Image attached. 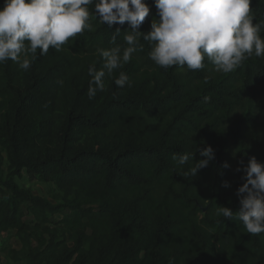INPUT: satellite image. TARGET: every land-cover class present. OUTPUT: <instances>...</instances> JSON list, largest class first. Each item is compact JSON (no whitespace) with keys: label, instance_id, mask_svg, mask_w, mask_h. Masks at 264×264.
Returning <instances> with one entry per match:
<instances>
[{"label":"trees","instance_id":"16d2710c","mask_svg":"<svg viewBox=\"0 0 264 264\" xmlns=\"http://www.w3.org/2000/svg\"><path fill=\"white\" fill-rule=\"evenodd\" d=\"M144 2L138 31L147 33L159 17ZM94 7L93 31L38 50L29 70L0 63V234L15 229L20 244L3 240L0 253L15 264H264V233L217 215L240 207L241 162L264 163V58L230 73L207 59L200 70L164 69L141 35L142 50L89 99L88 68L103 66L97 49L127 47L129 30L100 23ZM250 8L264 22V0ZM121 71L131 87L115 84ZM207 146L215 159L192 177ZM193 153L183 166L172 159ZM26 172L49 184L47 195L23 184Z\"/></svg>","mask_w":264,"mask_h":264},{"label":"clouds","instance_id":"9594fccd","mask_svg":"<svg viewBox=\"0 0 264 264\" xmlns=\"http://www.w3.org/2000/svg\"><path fill=\"white\" fill-rule=\"evenodd\" d=\"M154 2L159 19H153L151 30L144 33L138 31L150 13L144 0H5L0 8V63L11 60L21 70H29L38 50L41 56L47 55L50 47L60 51L70 38L86 30L93 31L89 11V5L93 4L100 23L110 28L127 22L129 30L124 35L127 47L97 49L103 66L100 70L95 64L88 68L91 77L87 90L89 99L105 90L106 74L111 76L114 70L131 61L133 53L142 50L141 35L152 45L148 53L151 61L164 69L186 66L189 70H200L207 59L217 71L230 73L250 57L264 58V39L260 35L264 22H253L251 0ZM114 33L112 43L121 33L120 28ZM115 84L121 88L132 86L123 71ZM198 152L201 159L189 169L192 177L215 159L211 146L198 149ZM193 155L173 154L172 159L183 166L192 161ZM229 167L227 162L223 164V168ZM236 171L244 173L241 177L244 183L236 192L240 207L233 212L222 206L217 209V215L242 222L251 235L264 233V163L252 156L246 165L241 162ZM223 187L228 188L230 184L225 181Z\"/></svg>","mask_w":264,"mask_h":264},{"label":"rangeland","instance_id":"374dc122","mask_svg":"<svg viewBox=\"0 0 264 264\" xmlns=\"http://www.w3.org/2000/svg\"><path fill=\"white\" fill-rule=\"evenodd\" d=\"M22 182L26 187H29L36 194H39V195L48 194L49 184H46L45 181H43L37 175H32L31 173L26 172ZM28 219H31V217H29ZM15 233H16L15 229H11L8 232L1 233L0 234V247H2L1 241L3 240H6V243L11 246L19 247L20 244H19L18 239L15 236ZM0 264H15V263H13L7 257V255L1 251Z\"/></svg>","mask_w":264,"mask_h":264}]
</instances>
